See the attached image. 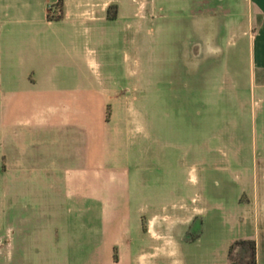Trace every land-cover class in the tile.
I'll return each mask as SVG.
<instances>
[{
	"label": "rangeland",
	"instance_id": "rangeland-1",
	"mask_svg": "<svg viewBox=\"0 0 264 264\" xmlns=\"http://www.w3.org/2000/svg\"><path fill=\"white\" fill-rule=\"evenodd\" d=\"M223 4L121 0L123 15L106 32L114 40L88 47L94 63L88 87L109 103L108 130L116 133L117 115L121 124L129 121L126 129L119 127L118 146L120 156L129 157L131 213L180 219L179 231L163 226L173 240L168 258L156 254L164 241L143 237L154 264H249L246 248L237 244L248 240L255 242L256 264H264L258 82L244 88L245 77L238 84L230 72L232 65L246 72L251 17L244 9L231 16ZM234 51L239 59L232 64ZM94 94L96 104L100 97ZM229 102L232 108L205 106ZM129 106L132 111H116ZM2 186L0 178V264H35L32 227L19 245L17 223L3 216L17 209V197ZM254 195L258 203L248 204Z\"/></svg>",
	"mask_w": 264,
	"mask_h": 264
},
{
	"label": "crops",
	"instance_id": "crops-1",
	"mask_svg": "<svg viewBox=\"0 0 264 264\" xmlns=\"http://www.w3.org/2000/svg\"><path fill=\"white\" fill-rule=\"evenodd\" d=\"M223 1L231 16L244 9L251 17L246 72L233 65L230 72L238 84L245 77L244 88L258 82V137L264 144V0ZM56 3L0 0V178L7 195L17 197V209L3 216L17 223L22 245L32 227L35 264H154L143 237L164 241L156 254L168 258L173 240L163 226L179 231L180 219L131 213L129 157L120 156L118 146L119 127L126 129L129 121L121 124L117 115V131L110 132L109 103L87 82L94 65L88 47L114 40L106 32L123 15L121 0H63L61 18L50 20L48 14L58 16ZM205 106L218 110L233 103ZM125 110L132 108H116ZM251 203H258L257 195Z\"/></svg>",
	"mask_w": 264,
	"mask_h": 264
},
{
	"label": "trees",
	"instance_id": "trees-1",
	"mask_svg": "<svg viewBox=\"0 0 264 264\" xmlns=\"http://www.w3.org/2000/svg\"><path fill=\"white\" fill-rule=\"evenodd\" d=\"M62 6H63V0H57V3L54 5V7L58 9V12H59L58 16L53 17L50 14H48V19H50V20L60 19ZM51 8H50V10H51ZM237 244H240V246H242V247L244 246L246 248L245 254L248 255V257H249V264H256V259H255L256 245H255V242L248 240V241H239ZM230 264H237V263H235L234 261H231Z\"/></svg>",
	"mask_w": 264,
	"mask_h": 264
}]
</instances>
